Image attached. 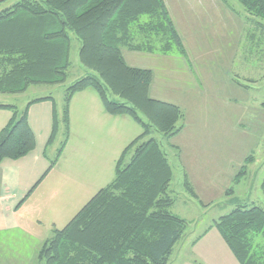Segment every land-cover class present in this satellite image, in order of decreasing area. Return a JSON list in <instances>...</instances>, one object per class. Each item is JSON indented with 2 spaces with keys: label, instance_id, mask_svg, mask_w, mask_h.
I'll return each instance as SVG.
<instances>
[{
  "label": "trees",
  "instance_id": "obj_1",
  "mask_svg": "<svg viewBox=\"0 0 264 264\" xmlns=\"http://www.w3.org/2000/svg\"><path fill=\"white\" fill-rule=\"evenodd\" d=\"M8 1L0 0V7ZM236 1L248 15L264 20V0ZM71 35L80 42L79 63L89 74L66 87L61 117L51 96L34 98L21 111L0 104V109L12 112L0 130V163L20 159L34 149L28 107L51 101L45 148L60 123L64 139L45 173L49 171L68 138L70 100L86 89L98 95L107 114L130 117L142 132L122 150L113 179L62 228L51 230L37 251V264H169L188 222L171 211L175 203L169 190L172 167L149 136L153 131L168 139L176 136L184 127L180 124L184 114L176 104L150 97L152 71L127 65L122 48L162 55L176 50L184 55L181 38L164 0H18L0 9V94L65 83L71 66ZM245 160L252 162V155ZM245 169L243 165L237 172L236 182ZM183 187L196 198L186 174ZM260 190L264 197V177ZM210 228L217 230L238 264H264L263 209L236 203Z\"/></svg>",
  "mask_w": 264,
  "mask_h": 264
},
{
  "label": "rangeland",
  "instance_id": "obj_2",
  "mask_svg": "<svg viewBox=\"0 0 264 264\" xmlns=\"http://www.w3.org/2000/svg\"><path fill=\"white\" fill-rule=\"evenodd\" d=\"M11 1L0 9L18 0ZM218 1L231 14L234 13L236 21L240 20V36L236 24L221 16L213 4L214 9L205 7L203 12L199 10L191 14L189 6L180 9L178 3L172 2L167 6L169 16L181 38L184 55L176 50L167 55L139 53L150 58L146 64L137 61L135 53L122 48L126 60L138 65L133 67L152 69L154 83L151 86L159 91L157 99L176 104L184 114L180 123L184 127L178 135L168 139L153 131L149 136L158 142L172 167L169 190L175 203L171 211L188 222L181 239L174 246L169 264L188 261L202 264L193 254H232L215 228H212V233L216 234L219 244L212 241V233L196 244L193 241L209 229L213 221L232 211L236 203L248 202L264 210V197L260 190L264 177V20L248 15L236 0ZM71 39V66L65 83L31 86L22 94H0V104L14 105L21 111L35 97L48 95L53 98L61 117L66 87L89 74L79 63V40L73 35ZM130 55L133 62H130ZM149 95L152 97L153 94ZM122 118L129 123L128 134L132 139L142 132L130 117L124 115ZM63 139L60 123L53 141L44 148L48 165ZM250 155L253 161L247 163L245 159ZM62 165L61 162V168ZM243 165H246V174L236 182L235 175ZM85 174L92 177L99 171L90 168ZM184 174H187L196 198L184 189ZM58 178L56 172L52 173L47 185L35 194L34 199L54 203L62 198L54 188ZM99 185L98 190L102 188V184ZM71 192L69 187L63 192L65 207L72 197ZM92 196L84 198V195L80 202H86ZM34 199L31 207H34ZM74 207L77 208L76 204ZM50 208L42 209L44 222L53 217ZM65 215V219L58 223L61 225L59 229L69 219ZM42 231L45 236L41 240L19 234L1 236L0 254H10L16 264H37V251L51 236L49 227L43 225ZM231 257L237 263L234 256Z\"/></svg>",
  "mask_w": 264,
  "mask_h": 264
},
{
  "label": "crops",
  "instance_id": "obj_3",
  "mask_svg": "<svg viewBox=\"0 0 264 264\" xmlns=\"http://www.w3.org/2000/svg\"><path fill=\"white\" fill-rule=\"evenodd\" d=\"M164 2L166 6H169L172 2L178 3L180 9L189 6L191 14L199 10L203 12L205 7L212 6L213 9L215 7L221 16H226L229 21L236 24L239 35L240 20L238 19L236 21L234 13L231 14L218 0H164ZM187 17L189 18V16ZM189 35L191 36V34ZM133 53H135L133 55L138 56L137 61L140 60V62H145L147 64L148 59H150L140 56L144 55L139 54L142 52ZM148 55L151 56L150 54ZM124 60L129 66H138L135 65V63H129L125 57ZM132 60L133 56L130 55V62H133ZM145 68L150 69V67ZM152 83H154V80ZM89 91L91 90L86 89L78 92L70 100L68 107V138L56 164L46 173L45 171L49 165L45 157L46 150L44 148L51 131L52 102L41 101L31 104L28 107L27 118L35 137V147L20 159H4L0 163V237H10L12 234H19L23 237L33 236L39 238V240L43 239L45 236L42 235L43 225L44 227H49L50 230L53 228L59 229L58 226L61 225H58V223L65 219V214H67L69 221L82 207V205L79 207L80 204L84 202V205L88 201L80 202L81 197H84V195V198L92 196L98 190L99 184V186L102 184V187H104L113 179L115 162L122 150L133 140V137L128 134L129 123L124 120L122 116L107 114L98 95L93 90L94 93ZM151 93L153 94L151 95L152 98H159L157 97L159 96V91L155 90L153 86H150L149 94ZM11 115V111L0 109V130L9 121ZM114 124H116V126H114ZM121 142L124 143L121 144ZM61 162L63 164L62 168L60 166ZM90 168L99 171L98 175L100 176L98 177V175H95L90 177L86 175L85 171ZM55 172L58 174L59 178L56 179L57 181L54 188L57 193L61 194L62 198L60 197L54 203H42L38 198L34 199L35 194H37L44 185H47L46 181L49 176ZM63 178L64 181H60L63 180ZM34 185L35 188L32 193L26 201L17 208L16 206L19 201ZM68 187L72 191V194L70 193L72 197L68 200V204L65 207L63 192H65ZM80 195L82 196L78 199ZM33 199L34 207H31V201H33ZM75 204L77 207L76 209L74 207ZM46 206L51 207L50 211L53 213V217H51L49 221L47 220L44 222V220L41 219L43 215L42 209ZM72 207L74 208L71 211ZM66 211L67 213H65ZM212 231V228L208 229L207 232H203L201 236L193 242L197 243L201 239H207ZM212 241L219 244L216 234H213ZM231 255L232 254H193L202 264H237L238 262L236 263ZM0 264H16V261L15 258L10 257V254H0ZM184 264H193V262L188 261Z\"/></svg>",
  "mask_w": 264,
  "mask_h": 264
}]
</instances>
